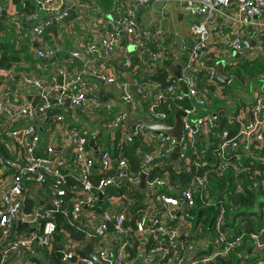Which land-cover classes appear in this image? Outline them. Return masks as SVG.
Here are the masks:
<instances>
[{
    "label": "built area",
    "instance_id": "built-area-1",
    "mask_svg": "<svg viewBox=\"0 0 264 264\" xmlns=\"http://www.w3.org/2000/svg\"><path fill=\"white\" fill-rule=\"evenodd\" d=\"M74 1V9L89 11L94 8L92 3L85 0ZM152 2L154 0H120L117 18L106 21V27H103L106 35L86 44L85 53L94 57L102 48L105 58L110 60L123 42L131 47L136 46L140 39L138 11ZM162 2L165 5H178L197 18L192 24L195 43L181 71L188 87L187 96L172 73L168 75L167 87L153 80L155 72L152 67L166 59L173 65H178L179 61V50H172L166 56L160 46L154 52L148 47L144 48L145 58L128 55L119 75L100 68L95 64L96 57H91L81 70L69 77L67 69L59 67L46 85H42L37 76L22 74L17 79L15 73L18 65L9 68L0 66V76L17 84L15 92H5L0 88V147H4V152L0 151V264H7L25 255L31 257L25 263L32 264L30 261L39 255L38 250L41 253L45 249L51 252L55 242L56 216L69 205L71 222L86 224L89 230L94 231L86 236L85 242L93 240L97 245V251L94 252L109 264H126L127 252L133 247L136 232L150 236L157 243L154 244L157 245L155 249L146 256L145 262L151 255L163 251L162 245H165L166 252L160 261L165 263L177 253L176 264H218L227 261L242 246L243 234L230 237L222 229L226 221L223 205L216 218L215 236L207 239V251L201 248L203 244L200 245L192 235L180 239L174 223L178 217L188 215V210L197 204V195L203 206L214 205L208 192L210 179L215 174L221 176L231 170L236 176L247 174L250 179L262 175L260 171L246 166L248 160L263 161L257 156L258 149L264 145L262 87H253L250 102L241 97L239 101L231 102L230 105L235 109L230 118L231 124L236 127L234 133L229 129L220 133L215 131L218 119L213 118L206 109L210 95L226 99L224 88L228 86L219 82L217 64H210L207 58L212 51V26L221 21L217 35L229 48L215 52L219 59L234 53H244L248 49L250 56L253 49L256 55L264 56V0ZM45 3L52 6L56 0H45ZM4 10L5 5L1 3L0 15ZM71 16V10H62L58 16L38 21L37 14H23L26 20L35 21L30 35L39 58L54 56V49L42 48L45 35L53 26ZM144 36L145 43L161 42L159 32H144ZM78 56V52L73 53V57ZM237 62L230 66H236ZM226 74L231 82L238 80L230 70ZM259 78L264 79V74ZM21 89H35L38 93L28 98L18 93ZM105 89L113 90L116 101L129 111L132 119L148 116L151 122L170 126L174 125L171 122L174 112H161L160 105L170 101L167 104L169 106L171 102L186 98L191 101L189 108L177 107L186 113V117L183 118L181 154L176 162L170 160L177 147L176 140L165 132L155 135L147 131L142 123L132 127L123 126L128 114L122 108L103 110V120L92 129L93 123L99 119L98 110H102L103 106V101L96 97L100 90ZM56 109L61 114L44 131L43 122ZM5 122L11 126H5ZM105 132L116 133L113 152L107 148L106 139V147L100 146ZM56 135L61 136V140L56 145L52 143L46 147L45 136L54 140ZM92 140L96 149L91 146ZM136 140L147 149L136 153L140 160L137 172L131 167L124 150L132 144L136 145ZM189 151L192 154L186 156ZM208 154L217 155V170L208 167L207 159L211 160ZM233 154L234 157L230 158ZM155 167L157 169L154 171ZM181 170H185L190 177L173 180L172 172L179 174ZM144 175L147 191H143L152 192L150 202L158 207L152 214L151 224L149 213L138 211L139 218L134 229L128 224L129 212L136 204L134 194L140 189ZM236 185V192H243L242 184L237 182ZM38 187L40 193L36 191ZM261 187H264V182L256 181L250 185V188L259 192ZM112 189L120 190L121 196L114 198L109 193L106 198L109 209L94 210L99 204L100 194ZM30 198L34 199L33 204L29 202ZM44 204L49 205L48 212L42 207ZM18 221L29 227L17 231ZM43 222L45 225L42 228ZM263 234L262 230L258 235H251L257 251L264 250ZM112 235L118 238V242L110 252L107 241ZM159 238L162 240L159 241ZM78 246L75 243L63 248V264H101L80 256ZM44 261V264H49V260ZM237 264H264V260L239 261Z\"/></svg>",
    "mask_w": 264,
    "mask_h": 264
},
{
    "label": "crops",
    "instance_id": "crops-1",
    "mask_svg": "<svg viewBox=\"0 0 264 264\" xmlns=\"http://www.w3.org/2000/svg\"><path fill=\"white\" fill-rule=\"evenodd\" d=\"M119 1L120 0H116V5L113 8L114 11L108 13L102 11V9L95 1L91 2L94 8L89 11H86L78 8L74 9V5L76 4L74 0H56V3L52 6H49L50 4L45 3V0H35L36 4L39 7V12L36 13L38 21H43L44 19L50 18L52 16H58L59 14H61L62 10L72 11L71 18L56 24L55 26H53L50 32L45 35V40H43L42 48L54 49L55 54L50 58L41 59L37 56L35 52V48L31 41L30 35L31 29L35 21L26 20L25 18H23L22 16L24 13H22V11L16 8L11 3V0H5L3 2V4L5 5V10L0 15V61L1 54L4 51L2 45H8L12 47V50H9V52H11V55L15 54L18 56V58L8 64L7 68L11 67V65L19 66L17 67L18 69L15 73L17 79H19L22 74L26 76H37L41 79L42 85H46L51 82L52 76L55 74L59 67H65L68 71L67 77H69L75 71L81 70L83 65L88 62L92 57L85 53L84 47L86 44L94 42L95 40L97 41L99 38H103L106 35V32L104 31L103 27H106V21L112 18L114 19V17L117 18L116 15L117 10L119 8ZM188 15L193 16L194 14L183 11L178 5H165L162 0H154V2H152L149 6L145 8H140L138 11V29L140 32V39L135 45H142L143 52L136 48H132L131 45H128L126 42H123L121 47L116 51L115 55L110 60L105 58V54L103 53V49L101 48L98 54L94 55V57H96L97 59V62H95V64L100 68H106L112 74L119 75L120 72L123 71L125 58L128 55L133 54L135 57L145 58L144 48H146L147 44H151V42L145 43L144 32H151L153 34L159 32L161 42L158 43V46H160V49H162L165 55H169V52L172 50H179V61H177V63L179 64L185 57L187 58L185 61L186 63L189 58L191 48L195 43V36L192 33V24L194 21L189 26L188 31H183L186 23H189L191 21L190 18L187 17ZM220 23L221 21L219 20L217 22V25H215L214 27L212 26L213 36L210 42V47L212 48V51L207 56L210 64H217L219 61L231 58L233 56V54L226 55L223 56L222 59H219V57H217L215 53L218 51L221 52L222 50L229 49L227 44L224 43L217 35V30L220 27ZM18 31H20V34L18 33ZM76 52L79 53V56L73 57V53ZM255 52L256 51L253 49L251 52V56H245L244 59L239 60L236 63V66H239V62H244L245 59H249L251 61H254L256 59L264 60V57H260L261 55H256ZM164 68L166 69L169 75L171 73L170 70H168L166 67ZM0 88L5 92H15L17 90V84L12 82L9 78H6L5 76H0ZM262 90L264 92V88H262ZM104 92H106V94H114L112 89H105ZM18 93H22L24 94V96L30 98L32 96L37 95L38 92L35 89H21ZM239 97H241L243 100H247V102H250L252 100L251 95L243 96L242 94ZM239 97H237L234 101H236L237 99L239 101ZM96 98L99 99L98 94ZM99 101L101 100L99 99ZM209 101L210 102L206 110L210 112V115L213 118L216 117L219 120V118L223 115H228L230 118L232 117V112H234L235 109L232 107L233 105L230 104L231 102H233V100L231 101L228 98L222 100L219 98V96L214 94L209 96ZM221 101H226V104H222ZM247 102L245 104H247ZM112 103L113 102L110 99H106L105 101H103V106L101 108L102 110H98L99 119L93 123L92 129L96 128L99 122L103 120L104 108L110 106ZM248 106L249 104L246 107ZM113 109L116 110V108ZM60 114L61 112H59L57 109L50 112V116L47 117L42 124L44 131L48 130V124L55 122L56 117ZM21 124H24V122ZM5 126L11 125L9 124V122H5ZM105 139L108 142V145L105 143ZM60 140L61 136L59 135H56L54 140H52L48 136H45L44 143L47 147L49 146V144H55L57 143V141ZM100 143V146H105L106 144L107 148L111 152H113V149L115 148L114 143H116V133L105 132L103 135V139ZM257 156L264 161V145L258 149ZM114 190L115 192L110 193V196L114 198L120 197V190ZM36 191L38 193L41 192L39 187L36 188ZM142 191L143 190L140 188L137 191V195L143 194L144 191L143 193H141ZM145 193L146 195L144 196L142 201H139V199L135 197L134 200L136 201V204L134 205L133 209L129 212L130 219L128 224L131 225L134 229L136 227V220L139 218L138 211L144 210L148 212L150 215V223L152 222V214L155 213L158 207L154 206V204L150 202V200L152 199V192ZM108 194V191L107 193L105 192L104 194H100L99 204L94 210H103L105 208L107 210L109 209V205L106 202ZM116 200L118 201V199ZM29 202L33 204L34 199L30 198ZM138 205L143 206V208L141 210H137ZM69 206L65 207L66 209L64 208L65 210L62 212V214H64L66 220L71 223ZM28 207L30 209V204H28ZM42 207L44 208V210H46V212H48L50 209L48 204H44ZM111 212L114 214L113 211ZM188 220V218L180 216V218L175 222L174 226L178 229L179 238L182 239L186 235H192L193 238H195V240L200 243V245L203 244L201 248L204 251H207V239L210 238L211 235H208V232L206 231L207 229L203 224L205 220H203V222H200L197 225L195 224V222L192 223ZM258 224L260 228L258 229V233L262 232V230L264 231V224L261 222H259ZM77 227L85 235L84 238H77L75 236H72L70 232L68 233L66 231H61L62 242L57 243L55 239L54 245L58 244L61 249L60 251H63V248H68L74 245L75 243H78V250L80 256H83L84 258H89L86 255L85 248H87L89 244H92L93 250H95L96 252L97 245L94 243L93 240L85 242V238L87 235L89 236L91 233L93 234L94 231L89 230L88 225L83 223L77 224ZM243 230L244 228L242 229V231ZM65 234H67L68 236L66 237ZM231 234L237 235L235 231H232ZM117 242L118 238L113 235L108 238L107 248L110 252H112L116 248ZM152 244H157L156 240H152L150 236H146L144 234H139L138 232H136L133 247H131L127 252L126 264L177 263V253H174L171 256V259L167 260L165 263H162L160 261V257L163 256L164 252H166L164 251L165 245H162L163 251L157 252L154 256L151 255L148 259V262H145L146 256L154 247L157 246L154 245L152 247ZM47 252L50 251L48 249H45L41 253L38 250L37 254L39 255L36 256V258H32L31 260L38 258L40 264H44L46 262L44 260L47 259ZM200 254H204V252H200ZM235 256L238 262H256L264 258V250H253L252 243L248 238L244 241V245L239 248V251L235 254ZM29 258L31 257L25 255L24 257L12 260L7 264H24L25 261H27ZM28 263L29 262L25 264ZM35 264H37V262ZM49 264H54V262L49 260ZM61 264H63L62 256Z\"/></svg>",
    "mask_w": 264,
    "mask_h": 264
},
{
    "label": "trees",
    "instance_id": "trees-1",
    "mask_svg": "<svg viewBox=\"0 0 264 264\" xmlns=\"http://www.w3.org/2000/svg\"><path fill=\"white\" fill-rule=\"evenodd\" d=\"M5 0H0V4L3 3ZM12 4L18 8L22 13L24 14H32L35 15L39 12V7L36 4L35 0H11ZM87 2H93L95 1L99 7L104 12H112L114 11L113 8L116 5V0H85ZM52 29V28H51ZM48 32H50V30ZM47 32V33H48ZM46 33V34H47ZM45 40V38H44ZM148 48H150L153 52L158 51V43H151L147 44ZM2 48L4 51L1 54V61L0 66L6 67L7 65L13 62V60H16L18 58L17 55L13 54L11 55V52L9 50H12L11 46L8 45H2ZM15 55V56H14ZM247 60V61H246ZM233 68L232 66L228 65L226 68V72H229V70ZM155 74L153 76V80L161 83L163 87H167L169 85L168 83V73L164 67L161 66H155L152 67ZM241 69V70H240ZM230 72H233L236 74L237 79L241 81L243 80H252L255 78H259L261 75L264 74V60L262 59H256L254 61H251L249 59H245L244 62H239V66L234 69V71L230 70ZM170 104V101L167 103ZM167 104H162L159 107V110L161 112L165 111L169 114L174 112V116L171 119V122H174L175 114L179 110L177 107H191V101L189 99H184L183 101L179 102H171V105L167 106ZM174 109V110H173ZM218 133H220L224 129H229L234 133L236 131V127L231 124L230 117L228 115H223L218 120V126L215 128ZM215 141V140H213ZM136 145L132 144L131 147H125L124 150L126 152V157L128 158L131 167L138 171L140 167V160L136 156V153L138 150L140 151H146L145 147L140 146L137 143V140L134 142ZM0 151L4 152V147H0ZM258 153V152H257ZM192 154V151H189L186 153V156H190ZM216 154H208V157L211 158L210 161H208V167L210 169H216L217 170V161L214 159V156ZM235 154L231 155L230 158H233ZM115 156V154L113 155ZM246 166H250L253 168V170L260 171L262 175L260 177H254L253 179H250V177L247 174L236 176L235 173L231 170L226 171L223 175L215 174L213 178L210 179L209 184V196L210 199L213 200V206L206 207L203 206L202 202L199 200L200 196H195L197 204L190 210H188V215L185 216L188 218L189 222L192 223L195 222V224H199L200 222H203L206 231L208 232V235L215 236V224H216V218L219 214V210L224 206L226 209V221L223 226V231L228 233L230 237L233 236H239L241 234L244 235V241L249 238V240L252 243L253 250H255V247L253 245V240L251 239L252 234H259L258 229L259 228V222L264 224V202L261 201V198H264V187L260 188L259 191H255L252 188H250V185H253L254 182H264V161L260 160H248L246 163ZM98 169V168H97ZM157 168H154V171ZM172 179L178 180L181 177L187 178L190 177L185 170H181L179 174L177 172H172L171 174ZM98 179V178H96ZM241 183L243 186V192L237 193L236 192V183ZM115 190H109L108 193H114ZM143 193V191L141 192ZM146 193L144 192L141 195L134 194V197L139 199V201H142ZM69 197V196H68ZM139 204V203H138ZM223 205V206H221ZM223 207V208H224ZM71 208V206H70ZM143 206L138 205L137 210H141ZM57 235H55V239L57 243L62 242V233L61 231L70 232L72 236H75L77 238H84V234L78 229L77 225L74 222H69L66 220V217L62 212L57 214ZM180 217H178L179 219ZM205 218V219H204ZM177 219V220H178ZM176 220V221H177ZM239 222V223H238ZM175 224V223H174ZM45 225V222L42 224V228ZM134 225V223H133ZM243 225V227H242ZM244 230L242 231V229ZM235 231L237 235H232L231 232ZM153 240V239H152ZM162 240V238H159V241ZM244 241L242 246L244 245ZM55 243V242H54ZM54 248L51 252L46 253L47 259L54 262V264H61V249L58 244L54 245ZM154 245L152 244V247ZM241 246V247H242ZM240 247V248H241ZM239 248H237L234 252V254L231 255V257L227 261H220L218 264H237V258L235 256L236 253H238ZM207 254V253H204ZM264 260V258L262 259ZM259 261V260H258ZM32 264H40V261L37 259L31 260Z\"/></svg>",
    "mask_w": 264,
    "mask_h": 264
},
{
    "label": "water",
    "instance_id": "water-1",
    "mask_svg": "<svg viewBox=\"0 0 264 264\" xmlns=\"http://www.w3.org/2000/svg\"><path fill=\"white\" fill-rule=\"evenodd\" d=\"M255 46V42H252V47ZM132 48H136L140 51L143 52V46L139 45V46H132ZM246 57L250 56V50H246L244 53H234L233 56L231 58L225 59V60H221L217 63V67H218V80L221 84L223 85H230L231 79L227 76L226 74V68L228 65H230L231 63L235 62V61H239L242 60ZM186 57L178 64V65H173L168 59L164 60L161 64H159L158 66H162V67H166L167 69L170 70V72L175 76V78L177 80H179V82L182 85L183 88V93L185 96H187L188 94V87L187 84L185 82V80H183L182 78V74L181 71L185 65V61H186ZM98 97L101 101H105L106 99H110L113 103L110 105L109 107H105L104 111H108L109 109H113V108H122L126 111V113L128 114L127 117V121L124 123L123 126L125 127H132L137 123H142L144 124L145 128L147 131L155 134V135H159L162 132H165L167 135L171 136L172 138H174L176 140L177 143V147L175 149V152L172 154L170 160L172 162H176L177 159L179 158L180 154H181V140H182V136H183V131H184V122H183V118L186 117V113L182 110H179L176 112L175 114V119H174V125L170 126L167 124H156L154 122H151L148 116H141L139 118H134L132 119L130 117L129 111L120 103L115 102L116 98L112 93H107L104 92V90H101L98 93ZM91 146L94 147L95 149L97 148L94 140H92L91 142ZM145 180H146V176L144 175L142 177V183L140 185V188L142 190L147 191L146 189V185H145ZM29 226L27 224L22 223L21 221H18V227H17V231H19L20 229L23 228H28ZM85 252L86 255L96 261L99 262L101 264H109L108 261H104L102 260V258H100L93 250V245L89 244L87 248H85Z\"/></svg>",
    "mask_w": 264,
    "mask_h": 264
},
{
    "label": "rangeland",
    "instance_id": "rangeland-1",
    "mask_svg": "<svg viewBox=\"0 0 264 264\" xmlns=\"http://www.w3.org/2000/svg\"><path fill=\"white\" fill-rule=\"evenodd\" d=\"M187 17L190 18L191 21L189 23H186L183 31H188L191 23L193 21H196L197 19L194 15L193 16L188 15ZM261 57H264V56H261ZM232 67L233 68H231L230 70L234 71V69L237 68L238 66H232ZM243 79H240L242 83L239 80H233L230 85L226 86L225 91H224L226 98L230 99L231 101L232 100L234 101L237 97L241 96L242 94L252 95L253 87L260 86L264 88L263 78H257L255 80H248L246 84H243L245 83V80ZM221 102L222 104H226V101H221ZM137 143L139 144L140 142H137ZM214 159L217 161L218 159L217 155L214 156ZM261 201L264 202V198H261ZM57 233L58 232L56 230L54 233V239Z\"/></svg>",
    "mask_w": 264,
    "mask_h": 264
},
{
    "label": "flooded vegetation",
    "instance_id": "flooded-vegetation-1",
    "mask_svg": "<svg viewBox=\"0 0 264 264\" xmlns=\"http://www.w3.org/2000/svg\"><path fill=\"white\" fill-rule=\"evenodd\" d=\"M169 70V69H168Z\"/></svg>",
    "mask_w": 264,
    "mask_h": 264
}]
</instances>
